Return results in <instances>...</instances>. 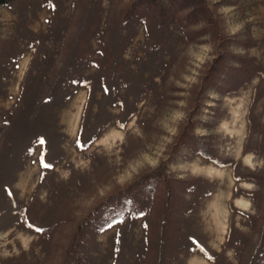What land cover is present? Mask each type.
I'll use <instances>...</instances> for the list:
<instances>
[{"label": "rangeland", "instance_id": "374dc122", "mask_svg": "<svg viewBox=\"0 0 264 264\" xmlns=\"http://www.w3.org/2000/svg\"><path fill=\"white\" fill-rule=\"evenodd\" d=\"M0 264H264V0L0 5Z\"/></svg>", "mask_w": 264, "mask_h": 264}, {"label": "trees", "instance_id": "16d2710c", "mask_svg": "<svg viewBox=\"0 0 264 264\" xmlns=\"http://www.w3.org/2000/svg\"><path fill=\"white\" fill-rule=\"evenodd\" d=\"M12 0H0V5H7L11 2ZM236 180H240L239 177H235ZM156 189V180L152 177L148 179V183L145 186L144 189V193L142 194L143 196L141 197V199H148L151 198L154 191ZM170 190V189H168ZM168 203H169V193H167V195H165ZM169 196V197H168ZM132 199V200H131ZM141 199H139V201H134L133 196L130 197V202H127L125 205H122L120 207V211L118 216L116 215V217L114 216V220L129 216L131 214H135L138 210V208H140V206L142 205V202L140 201ZM116 218V219H115Z\"/></svg>", "mask_w": 264, "mask_h": 264}, {"label": "snow or ice", "instance_id": "6c2138e0", "mask_svg": "<svg viewBox=\"0 0 264 264\" xmlns=\"http://www.w3.org/2000/svg\"><path fill=\"white\" fill-rule=\"evenodd\" d=\"M44 167H50V165L45 164ZM37 231H40V229H37Z\"/></svg>", "mask_w": 264, "mask_h": 264}]
</instances>
